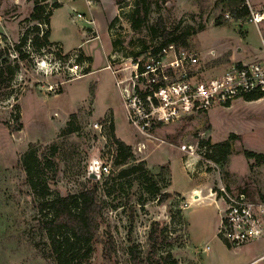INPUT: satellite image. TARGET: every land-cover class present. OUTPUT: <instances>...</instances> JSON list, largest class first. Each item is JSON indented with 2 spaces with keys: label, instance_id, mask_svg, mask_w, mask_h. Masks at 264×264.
Here are the masks:
<instances>
[{
  "label": "rangeland",
  "instance_id": "rangeland-1",
  "mask_svg": "<svg viewBox=\"0 0 264 264\" xmlns=\"http://www.w3.org/2000/svg\"><path fill=\"white\" fill-rule=\"evenodd\" d=\"M61 1L50 19L49 40L56 45L37 53L28 41L22 49L29 55L23 59L15 46L28 30L29 38L34 36L37 21L26 20L36 0H0V264H56L40 227L38 197L20 163L32 144L40 153L57 146V174L52 179L53 172L48 173L53 194L79 193L90 178L100 183V196L107 201L101 236L114 238L116 252L106 260L103 244L95 242L91 264H163L161 257L168 252L177 264H264V239L233 248L218 235L221 203L215 196L225 186L264 200V162L247 155H264V97L237 98L143 135L126 116L117 79L130 77L135 53L157 46L161 38L145 26L132 28L126 13L134 0H90L92 11L87 0ZM149 2V25L162 16L178 33L189 31L191 46L202 63L208 62L210 73L225 70L230 54L244 53L238 46L242 23L251 22L250 16L234 18L230 1ZM248 26L254 33L247 51L264 54L256 26ZM41 28L46 30L44 24ZM113 40L119 45L114 47ZM72 64H77L74 71ZM69 121L78 130L64 131ZM111 121L117 136L133 148L136 161L130 163L145 160L162 191L172 197L165 202L153 198L136 176L106 181L119 170L113 165ZM226 141L232 154L225 162L204 153L207 146ZM105 165L109 172L102 170ZM195 184L204 198L198 195L201 199L191 203ZM152 227L158 228L159 239L151 248Z\"/></svg>",
  "mask_w": 264,
  "mask_h": 264
},
{
  "label": "trees",
  "instance_id": "trees-1",
  "mask_svg": "<svg viewBox=\"0 0 264 264\" xmlns=\"http://www.w3.org/2000/svg\"><path fill=\"white\" fill-rule=\"evenodd\" d=\"M36 0V4L30 17L26 20L29 22L37 21L32 27L34 31L33 38H29L31 31H27L21 38V41L16 44L15 49L19 52L20 58H26L29 54L22 47L28 41L33 45L34 51L37 53H45L46 46L53 45L49 40L50 36V19L53 13V8L61 6L57 0ZM117 4H121L127 0H115ZM167 1V0H165ZM230 1L231 12L234 18L241 19L249 17L251 10L247 0H228ZM49 4V6L47 5ZM149 0H134L133 9L126 13L131 26L134 30L141 27H147L152 30L154 37H160L161 42L157 46H143L135 57L138 58L141 54L149 51L150 48L157 52L163 46L176 44L177 46H190V32L184 31L178 33L177 30L171 29L166 25L165 19L160 16L156 24L149 25L150 13ZM44 24L46 30L41 26ZM113 23H111L112 25ZM202 30V29H201ZM56 45V44H54ZM112 45H119L118 40H113ZM60 46V45H59ZM3 54V51H2ZM79 59H83L79 56ZM7 61V60H6ZM93 92V91H92ZM264 97L263 93H250L245 96L248 101L258 100ZM18 107V106H17ZM73 117L75 114L72 115ZM16 120H20V115H16ZM78 126H74L71 121L67 124L64 131H76ZM20 129V125H19ZM109 140L111 148L114 147L113 165L115 169H119L116 174L112 172L107 176L106 181L120 179H129L136 176L142 187L153 198H157L160 202H165L172 193L163 192L161 186L154 179L145 160L136 163L133 148L123 139L117 136L115 124L111 121L109 126ZM57 151V146L51 144L45 147L40 153L39 148L32 144L31 147L20 156V163L27 174V178L32 189L38 197V208L42 217L40 218V227L45 231L49 240L50 255L55 260L56 264H91L93 252L95 251V242L103 244V257L106 260H111L116 252L114 238L106 233L105 237L101 236L102 216L107 201L100 196V183L98 180L90 178L87 186L79 193H68L66 195L53 194L48 184V173L53 172V179L57 174V163L54 155ZM208 157L216 162H225L232 154V146L230 141L217 143L213 146H207L204 152ZM249 157H256L258 161L263 160L264 155L256 152H247ZM123 184V183H122ZM179 195V193H176ZM158 228H151L149 234L150 247H154L158 242ZM137 254H133L136 259ZM172 254L168 252L166 256L161 257L163 264H177V261L172 258ZM170 259H173L170 261Z\"/></svg>",
  "mask_w": 264,
  "mask_h": 264
},
{
  "label": "built area",
  "instance_id": "built-area-1",
  "mask_svg": "<svg viewBox=\"0 0 264 264\" xmlns=\"http://www.w3.org/2000/svg\"><path fill=\"white\" fill-rule=\"evenodd\" d=\"M250 9L251 22L264 21V8ZM78 17L82 19L83 14ZM75 66H69L70 70ZM117 82L131 125L151 136L153 130L172 121L230 105L250 93L264 94V62L233 63L211 74L191 45L172 43L157 52L150 48L135 59L130 77L119 76ZM102 170L109 172V166ZM215 196L221 203L218 235L229 247L264 239V200L225 186Z\"/></svg>",
  "mask_w": 264,
  "mask_h": 264
},
{
  "label": "crops",
  "instance_id": "crops-1",
  "mask_svg": "<svg viewBox=\"0 0 264 264\" xmlns=\"http://www.w3.org/2000/svg\"><path fill=\"white\" fill-rule=\"evenodd\" d=\"M59 2H63L61 0H57ZM89 4V9L90 11L93 10V5H92V2L90 0H87ZM247 3L248 5L250 6V8L254 9V10H261L262 8H264V0H247ZM92 13V12H91ZM244 18H241L239 20H242ZM243 24V35H242V40H240L239 42L241 43L240 46H238V49L240 51H244V53H241L240 55L237 56V54H230L229 55V62H226L223 67L225 68L226 66H230L231 64L233 63H250V62H253V61H262L264 62V54H259L258 56L255 54V53H249L250 49H248L251 41H252V34L254 32H250V29H249V26L248 25H255L256 28H257V31H258V34H259V37H260V40L261 42L263 43L264 45V41H263V38H264V21L259 23V24H255L253 22H245V23H242ZM90 40V39H89ZM250 48V47H249ZM249 50V51H247ZM250 54V55H249ZM108 53L105 54L104 58H103V63L102 64H106V57H107ZM219 58V57H217ZM215 58V59H217ZM204 59V58H203ZM213 59V58H212ZM206 64H208V62L205 61ZM226 65V66H225ZM105 68H107L106 66H104ZM212 69L210 68L208 70V72L210 73ZM224 71V70H223ZM218 73V72H217ZM212 74V73H211ZM196 186L198 185H194L191 189V192H192V202L191 203H197L201 198H204L203 196H201V198L197 201H195L193 199V196H194V191L195 190H200L198 189ZM201 191V190H200ZM191 194V193H190ZM220 222H221V219H220ZM261 241V240H260Z\"/></svg>",
  "mask_w": 264,
  "mask_h": 264
},
{
  "label": "bare ground",
  "instance_id": "bare-ground-1",
  "mask_svg": "<svg viewBox=\"0 0 264 264\" xmlns=\"http://www.w3.org/2000/svg\"><path fill=\"white\" fill-rule=\"evenodd\" d=\"M201 195V191L200 190H195L194 191V200L196 201L197 200V198L199 197V196ZM198 196V197H197ZM202 196V195H201Z\"/></svg>",
  "mask_w": 264,
  "mask_h": 264
}]
</instances>
